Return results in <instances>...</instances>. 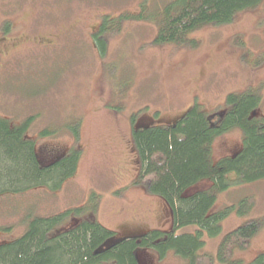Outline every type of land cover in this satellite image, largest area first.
<instances>
[{
	"label": "rangeland",
	"instance_id": "374dc122",
	"mask_svg": "<svg viewBox=\"0 0 264 264\" xmlns=\"http://www.w3.org/2000/svg\"><path fill=\"white\" fill-rule=\"evenodd\" d=\"M171 1L0 0V115L14 125L34 117L28 135L38 143L43 160L80 149L78 169L61 189L38 186L0 197V245L23 235L30 217L83 207L52 234L83 220H96L118 238L171 231L172 208L137 183L141 161L133 117L137 115L138 126L168 125L196 103L207 112L223 113L229 94L249 89L261 96L258 114L264 116V1L229 24L192 32L198 45L156 43L159 24L153 19L124 21L119 30L103 35L105 50L94 41L105 16L138 14L143 5L158 13ZM238 38L244 45L237 44ZM45 129L55 134L42 135ZM243 136L235 128L218 137L214 162L239 152ZM229 177L233 181L217 195L212 211L235 210L222 221L218 235L206 233L200 253L217 257L227 233L262 219L249 248L235 253L243 264H254L264 253V180L238 183L235 173ZM212 185L206 179L189 191ZM248 196L256 204L241 215L240 203ZM196 230L189 226L180 232ZM140 261L187 264L173 251L161 260L143 250Z\"/></svg>",
	"mask_w": 264,
	"mask_h": 264
},
{
	"label": "trees",
	"instance_id": "16d2710c",
	"mask_svg": "<svg viewBox=\"0 0 264 264\" xmlns=\"http://www.w3.org/2000/svg\"><path fill=\"white\" fill-rule=\"evenodd\" d=\"M263 1L172 0L158 13H151L143 5L138 14L128 11L118 17L105 16L94 41L105 50L103 35L119 30L124 21L153 19L159 24L156 43L198 45L197 40L190 38L192 32L206 26L229 24L239 13ZM237 44L244 45V40L238 38ZM260 105L261 96L249 89L229 94L227 110L223 113L207 112L196 103L168 125L138 122L141 125L138 126L137 115L133 117V141L141 161L137 183L146 184L151 193L163 198L172 208L173 230H152L118 238L115 231L96 220H83L52 234L73 212L80 213L85 207L70 209L56 215L30 217L23 235L0 245V264H141L143 250L155 252L161 260L173 251L187 264H243L235 259V253L249 248L263 227L262 219L250 220L227 233L217 257L200 251L206 244V233L218 235L222 221L235 210V206H229L212 211L217 195L226 191L233 181L230 174L235 173L238 183L264 180V116L258 114ZM33 119L29 117L14 125L0 115V197L38 186L61 189L78 169L80 149L73 147L55 161L42 159L38 143L28 135ZM235 128L243 131L241 150L215 163V140ZM52 134L55 132L49 129L42 132V135ZM206 179L212 181L211 188L189 191ZM255 204L253 196L246 197L238 213L249 212ZM189 226H197V230L180 232ZM253 263L264 264V253Z\"/></svg>",
	"mask_w": 264,
	"mask_h": 264
},
{
	"label": "flooded vegetation",
	"instance_id": "af4514ba",
	"mask_svg": "<svg viewBox=\"0 0 264 264\" xmlns=\"http://www.w3.org/2000/svg\"><path fill=\"white\" fill-rule=\"evenodd\" d=\"M55 156H56L55 159L57 160L58 158H60V157L62 156V154H61V155H60V154H59V155H55ZM51 159H52V158H49V159L44 158V161H45V162L55 161V159H53V160H51Z\"/></svg>",
	"mask_w": 264,
	"mask_h": 264
}]
</instances>
